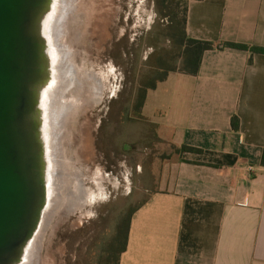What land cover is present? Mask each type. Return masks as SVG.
I'll return each instance as SVG.
<instances>
[{"label":"crops","instance_id":"1","mask_svg":"<svg viewBox=\"0 0 264 264\" xmlns=\"http://www.w3.org/2000/svg\"><path fill=\"white\" fill-rule=\"evenodd\" d=\"M186 33L264 48V0L190 1ZM142 114L160 140L203 153L152 179L119 264H264V55L206 51L197 75L149 90Z\"/></svg>","mask_w":264,"mask_h":264},{"label":"rangeland","instance_id":"2","mask_svg":"<svg viewBox=\"0 0 264 264\" xmlns=\"http://www.w3.org/2000/svg\"><path fill=\"white\" fill-rule=\"evenodd\" d=\"M86 1L102 3V26L91 35L88 26L81 27L76 65L98 77L102 92L94 108L68 124L64 145L88 198L82 210L54 215L42 233V264H96L99 241H107L119 218L146 198L165 162L180 159L134 107L149 64L171 46L164 36L171 20L161 15L156 0ZM154 98L155 93L149 102Z\"/></svg>","mask_w":264,"mask_h":264},{"label":"water","instance_id":"3","mask_svg":"<svg viewBox=\"0 0 264 264\" xmlns=\"http://www.w3.org/2000/svg\"><path fill=\"white\" fill-rule=\"evenodd\" d=\"M55 0H0V264H24L51 203L45 91ZM54 196V195H53Z\"/></svg>","mask_w":264,"mask_h":264},{"label":"bare ground","instance_id":"4","mask_svg":"<svg viewBox=\"0 0 264 264\" xmlns=\"http://www.w3.org/2000/svg\"><path fill=\"white\" fill-rule=\"evenodd\" d=\"M85 10V14H82ZM102 14V3L86 0H55L54 12L50 16L47 31L50 36L51 24V33L55 36L58 45L55 64L60 63V70L56 71L54 68L53 81L45 91L43 107L46 114L45 134L49 149L50 180L54 185L49 191L51 203L39 233L26 251L24 264H42L38 258L42 233L49 226L54 215L60 218L82 210L88 198L83 190L79 172L67 160L68 151H65L64 144L69 145L70 136L66 134L68 124L76 122L80 115L94 108L98 102L99 92H102L98 77L85 71L84 65H76V42L80 37L81 27L83 29L88 26V35L97 29L101 30Z\"/></svg>","mask_w":264,"mask_h":264},{"label":"trees","instance_id":"5","mask_svg":"<svg viewBox=\"0 0 264 264\" xmlns=\"http://www.w3.org/2000/svg\"><path fill=\"white\" fill-rule=\"evenodd\" d=\"M190 1L193 0H156L158 7L162 8L161 15L171 20L169 27L164 31V36L170 42L171 46L169 49L162 50L154 56L155 60L149 64L152 70L140 81V88L134 106L135 112L138 115L142 114L148 91L155 90L159 83L166 81L170 73L178 71L187 75H197L200 70L202 56L206 51L231 48L250 52L252 56L257 54L264 55V48L260 47H251L237 43L215 45L213 42L189 38L186 33V25L188 4ZM182 2H185V7L182 12H180L183 4ZM232 127L234 130L239 129V120L237 117L233 118ZM173 148L175 149V153L179 156L185 153H203V150L191 146H173ZM262 164L264 165V154L262 157ZM138 208L139 206L131 209L122 217L117 228V234L112 243L113 258H107L109 263L111 261H113L114 264L120 263V257L126 250L131 219Z\"/></svg>","mask_w":264,"mask_h":264},{"label":"flooded vegetation","instance_id":"6","mask_svg":"<svg viewBox=\"0 0 264 264\" xmlns=\"http://www.w3.org/2000/svg\"><path fill=\"white\" fill-rule=\"evenodd\" d=\"M135 104L136 103L134 102V105ZM121 219H122V217H120L119 220L116 222L114 229H113V233L110 236V238L107 241H103V242L99 241L101 243L98 244V247L100 245V247H102V248L100 250H98V253L96 255L97 256L96 264H114L113 261H111L109 263L107 258L108 257H110L111 259L113 258L112 243H113L114 238L117 234V228H118V225H119Z\"/></svg>","mask_w":264,"mask_h":264}]
</instances>
